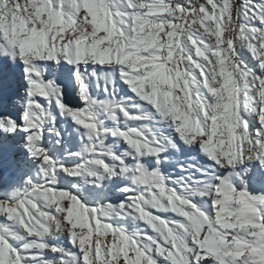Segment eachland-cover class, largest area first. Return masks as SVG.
<instances>
[{
  "label": "snow or ice",
  "instance_id": "1",
  "mask_svg": "<svg viewBox=\"0 0 264 264\" xmlns=\"http://www.w3.org/2000/svg\"><path fill=\"white\" fill-rule=\"evenodd\" d=\"M0 264H264V0H0Z\"/></svg>",
  "mask_w": 264,
  "mask_h": 264
}]
</instances>
